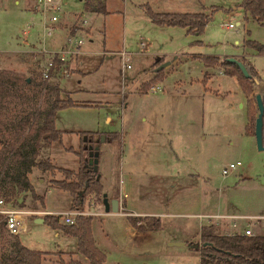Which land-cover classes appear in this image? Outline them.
<instances>
[{"label": "rangeland", "instance_id": "rangeland-1", "mask_svg": "<svg viewBox=\"0 0 264 264\" xmlns=\"http://www.w3.org/2000/svg\"><path fill=\"white\" fill-rule=\"evenodd\" d=\"M33 2L0 0V69L28 77L37 76L26 52L38 43V32L35 28L28 37H23L22 30L26 24L39 20L31 11ZM103 2L106 15L84 12L81 0H64L62 22L83 18L89 23L91 35L85 37V47L75 61L76 71L57 82L61 98L69 93L76 106L57 113L55 128L62 136L43 146L37 161L49 160L57 169L75 171L79 167L78 155L88 158L85 148L93 147L99 152L97 175L103 194L104 187L116 191L120 183L130 180L132 199L137 206L150 204L159 212L213 214L229 213L234 208L238 215L263 216L264 151L257 150L254 136L245 130L247 101L251 99L256 107L254 81L258 79H252L253 92L248 97L237 78L215 68L208 69L191 57H237L250 74L251 64L264 84V55L244 46V42L250 41L264 47V27L244 21V12L239 7L241 0ZM144 5L155 13H204L209 16L208 25L198 38L182 28L156 26L140 9ZM228 24L234 29L226 30ZM197 41L202 43L196 45ZM90 42L87 51L86 44ZM140 44L144 45L143 55L138 56L134 53ZM122 52L133 54L127 57L131 69L124 73ZM157 59L161 64L171 65L166 71L162 69V78L154 85L161 92L148 90L138 94L137 90L155 77ZM203 78L205 86L201 82ZM260 94L264 97V91ZM22 96L11 105L13 109L28 110L43 103L34 86L28 87ZM85 133L94 136L87 138ZM111 133L119 134L121 144L108 142L105 135ZM236 163L241 166L227 177L221 175L223 169ZM29 179L35 195L43 199L48 209L69 211V195L51 185L52 180L62 179L61 173L33 169ZM2 201L4 209L20 210L21 203L22 210L41 209L40 199L30 194L25 201L19 197L9 206ZM88 204L99 206L92 201ZM37 213L44 218L43 212ZM25 218L26 232L18 236L23 246L45 253L56 252L58 246L69 252L75 250L73 243L64 246L63 238L56 239L46 224H35L33 216ZM106 221L109 220L104 217L93 219V238L100 247L110 242L104 233L113 227L106 225ZM173 222L183 224L182 230L192 233V243L180 253L166 255V261L199 264L194 248L196 244L199 246L197 228L191 225L195 221L164 220L167 228L174 227ZM244 222L240 221L242 228ZM254 233L264 235L262 231L254 230ZM113 260L110 258L108 264H114ZM43 264H58L57 257L50 256Z\"/></svg>", "mask_w": 264, "mask_h": 264}, {"label": "trees", "instance_id": "trees-1", "mask_svg": "<svg viewBox=\"0 0 264 264\" xmlns=\"http://www.w3.org/2000/svg\"><path fill=\"white\" fill-rule=\"evenodd\" d=\"M81 2L86 13L107 14L103 0H81ZM239 7L243 10L245 19H250L264 27V0H241ZM142 8L153 25L182 28L187 34L194 36H200L209 21V16L204 13H155L148 5ZM195 44L200 45L201 42L197 41ZM244 46L256 50L259 55H264V47L256 42H244ZM200 60L206 68L218 67L226 76L237 78L242 92L248 97L252 94L251 81L254 79L252 72L251 79H246L237 65L228 62L227 59L203 57ZM160 65V62L155 64L156 67ZM161 78L162 70L158 71L151 81L141 86L140 93H146ZM31 86H34L37 96L42 98V105L28 110L13 109L11 105L16 99L22 98V94ZM60 94L58 83L44 82L38 74L28 77L0 69L1 201L3 199L10 204L19 197L25 201L27 194H30L43 202L42 198L35 195L29 181V174L33 169H37L41 172L61 173L62 179L52 180L51 185L69 195L71 199L69 211L84 212L89 201L102 206L103 185L100 178L96 179L98 172L93 173L87 166L88 158H83L79 154V167L75 171L57 169L49 160L37 161L41 148L60 140L62 136V133L55 128L57 113L76 106L69 95L66 94L61 98ZM246 108L245 130L248 135L254 136L257 114L251 99H248ZM85 136L88 138L94 134L85 133ZM105 138L108 142L121 144L117 133L106 134ZM18 207L22 210L24 204L21 203ZM92 220L93 218L88 215L76 216L73 225H66L59 216H44V224L52 230L61 231L65 236L76 239L77 253L86 258L85 264H105V255L97 248L92 236ZM141 221L136 218L129 219L132 227L142 233L160 229L157 219H145L143 225L138 226ZM0 232L2 237L0 264H42L44 253L29 250L20 243L18 237L8 235L3 228L2 216H0ZM194 248L199 254V264H264V235L228 237L220 233L214 224H206L199 234V246L196 244Z\"/></svg>", "mask_w": 264, "mask_h": 264}, {"label": "crops", "instance_id": "crops-1", "mask_svg": "<svg viewBox=\"0 0 264 264\" xmlns=\"http://www.w3.org/2000/svg\"><path fill=\"white\" fill-rule=\"evenodd\" d=\"M140 9L144 12V9L142 7H140ZM244 21H252V20L245 19L244 17ZM236 25H239V24L237 23ZM90 35H91V30L89 29L87 36H90ZM91 45H92V42H90V44L88 45L86 44L87 51H89L88 49ZM203 57L204 56L193 55L191 58L193 60L201 61L200 59ZM231 57H234V56H231ZM238 57H241V56H238ZM177 58L178 57L176 56L174 60H176ZM216 58L222 60V59L228 58V56L216 57ZM234 59L238 60L237 57H234ZM158 61H160V59H157L154 64H156ZM247 63L250 64L248 60H247ZM75 64H77V62H74L73 64V73L76 71V68H77ZM170 66H171L170 63H168V65L164 68L165 69L164 71H166V68H169ZM250 67H251V70H252L251 72L253 76L258 79V81L257 80L254 81L255 82L254 92L257 94H260L262 93V91H264V84L260 81V77L258 73L253 69L251 64H250ZM215 69H218L219 73L220 72L222 73L221 69H219L218 67H215ZM154 73H156V71H154ZM201 82L204 86L206 85V80H204V78ZM139 90H137L138 94H140ZM67 95H70V94L68 93ZM260 95L262 96V94ZM245 99H246V96H245ZM107 121H109V119ZM129 181L130 180H128V182L126 183H120L116 191L114 190V188L112 189V187L110 188L104 187V191H105L104 194L107 195L108 201H112L116 199L119 201L118 213L106 214L104 212L103 205L93 206L91 204L90 205L88 204L85 209L87 212V215L92 216L93 219H102L103 217L107 218L109 221H106V225L111 224V226L113 227L111 231L106 230V233H104L105 239L107 241H110L107 244V246L100 247L98 242L93 238L97 248L105 255V264H108L110 258L114 259L113 260L114 264H171L166 261L165 259L166 255L180 253L181 252L180 250H186V248L188 247V244L192 243L191 242L192 233L190 234L186 233L184 230H182L183 224L178 225L175 222L171 223V225H174L175 228L174 227L167 228L166 224L164 223V220H169V219L177 220L181 218L194 220L195 223L191 225L192 226L194 225V227L197 228V238H198L197 240H199V234H200L201 228L204 225H206L204 224V222L206 221L205 220L200 221L197 218V216H200V215L201 216H223V217L244 216V215L235 214V212L233 211L234 208H232L233 209L231 210L232 212H229V213L217 211L216 213H213V214L212 213L175 214V213H168V212H159L158 210L154 209V207L150 206V204H147L145 206L143 205L144 203H142L141 205L137 206V202L132 199L131 182ZM31 185L33 186L32 183ZM176 185L177 184H175L174 187H177ZM125 195L126 197H124ZM70 203H71V199L69 201V205ZM6 205L9 206V204H6ZM39 205L41 209L32 207L29 210L26 208L23 211L46 213L43 216L57 215V214L62 213L61 211H52L48 209L44 201L39 202ZM26 206H27V203H26ZM10 208L14 209L13 207H10ZM226 210L227 209H225V211ZM29 216H33L35 224H44V222L36 223V221L39 219H43L44 221V218L40 217L41 215H37V216L29 215ZM248 217H253V216H248ZM254 217H257V216H254ZM134 218L142 220L141 222L138 223V226H142L145 219H157L159 220V223H160V229L156 231L154 230V231H148L144 233L139 232L136 228L132 227V225L129 222V219H134ZM230 224L231 222L229 219H220V220L214 221V226L219 230V232H220V228H222V231H221L222 234L228 232L229 230L228 226ZM177 226H179V229L176 228ZM93 227L94 225H93V220H92V223H91L92 236H93ZM243 228L240 224L239 230L241 231ZM254 230L258 232H261V231L264 232V222L255 223V225L253 226V232ZM52 231L54 232V237L56 239L63 238L62 240H64L63 242L64 246H69L70 244L73 243L72 247L74 248L75 246V250H71L69 252L68 250L61 248L60 246H58V250L54 253H45V252L38 251V250H32V251H38V252L44 253L42 264L50 256L57 257L58 264H75V263L85 264L87 263L86 258L82 257L81 255L77 253V246H76L75 238L65 236L61 231H54V230ZM175 243H183L184 246L183 247L175 246L174 245ZM1 247H2V237L0 235V251H1ZM161 256L163 258H161ZM173 264H176V263H173Z\"/></svg>", "mask_w": 264, "mask_h": 264}, {"label": "built area", "instance_id": "built-area-1", "mask_svg": "<svg viewBox=\"0 0 264 264\" xmlns=\"http://www.w3.org/2000/svg\"><path fill=\"white\" fill-rule=\"evenodd\" d=\"M64 0H34L31 11L39 17L38 22L28 23L22 30V36L28 37L33 29H37L38 43L32 45L31 49L26 53L29 54L34 64L35 72L39 78L48 83H57L61 79L69 78L73 73V64L77 57L82 54L85 45V37L87 36L89 23L83 18L78 20L63 21L64 16ZM232 24L226 26V30H233ZM144 45L138 46V52L135 55H143ZM133 54L122 52V73L130 70L131 66L127 64V57ZM150 93L161 92L160 87H151ZM240 163L230 164L229 167L223 169L221 175L227 177L230 172L235 171ZM126 197V195L124 196ZM4 203L0 200V216L3 217L4 231L14 237L26 232V216L37 215L41 213L26 212L16 209H4ZM46 214V213H42ZM87 215V213L79 211H68L54 216H59L61 221L66 225H73L76 216ZM201 221L205 220L207 224H214V221L220 219H229L231 224L229 230L223 235L228 237L244 236L253 237V226L257 222H264V216L248 217V216H197ZM240 221H245V227L240 231ZM1 235V232H0Z\"/></svg>", "mask_w": 264, "mask_h": 264}, {"label": "water", "instance_id": "water-1", "mask_svg": "<svg viewBox=\"0 0 264 264\" xmlns=\"http://www.w3.org/2000/svg\"><path fill=\"white\" fill-rule=\"evenodd\" d=\"M228 62L234 63L237 65L239 70L241 71L242 75L246 79H251V74L248 72L247 67L241 63L240 61L234 59V58H228ZM168 63L160 65L157 69L156 72L164 69ZM29 82V80H27ZM255 104H256V109H257V115L255 118V124H254V139H255V144L257 147L258 151H264V133H263V127H264V98L260 94L255 95ZM104 140V137H102ZM86 140V139H85ZM88 152V166L92 167L93 173L98 172V157H99V152L97 148L93 147H86L85 148ZM96 179H99V175L96 176ZM102 205L104 208V212L106 214L108 213H113L116 214L119 211V201L112 200L108 201L107 195L103 194L102 195ZM43 219H39L36 221V223H43ZM175 246H184L183 243H175Z\"/></svg>", "mask_w": 264, "mask_h": 264}, {"label": "flooded vegetation", "instance_id": "flooded-vegetation-1", "mask_svg": "<svg viewBox=\"0 0 264 264\" xmlns=\"http://www.w3.org/2000/svg\"><path fill=\"white\" fill-rule=\"evenodd\" d=\"M92 168V167H91Z\"/></svg>", "mask_w": 264, "mask_h": 264}]
</instances>
